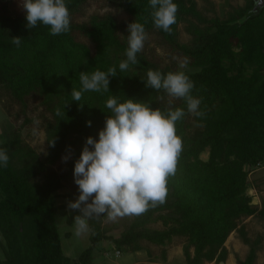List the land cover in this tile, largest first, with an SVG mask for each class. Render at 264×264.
Segmentation results:
<instances>
[{
    "label": "trees",
    "instance_id": "obj_1",
    "mask_svg": "<svg viewBox=\"0 0 264 264\" xmlns=\"http://www.w3.org/2000/svg\"><path fill=\"white\" fill-rule=\"evenodd\" d=\"M88 1L65 0L70 31L53 36L42 23L27 29L20 0H0V92L18 107L15 121L24 116L0 144L9 156L7 167L0 166V264H70L55 221L61 209L58 191L73 178L86 138L98 140L111 115L105 107L110 96L119 102H148L154 109L168 107L170 98L163 90L145 87L149 69L185 72L194 83L191 94L201 100L202 115L188 113L184 100H172V107L183 108L186 115L176 124L183 149L176 174L168 178L165 202L133 215L117 238L104 226L106 217L90 220L89 246L74 264H92L103 242L119 253H136L143 250L141 242L164 247L174 237L184 239L185 264H225L224 244L233 232L249 246L236 264H255L259 241L251 243L239 223L264 219V202L257 208L247 194L250 171L264 165V0H245L225 19L206 18L194 0H173L179 7L171 34L154 26L150 0H102L127 21L111 14L86 18ZM134 21L144 25L147 39L137 53L139 63L121 71L128 24ZM181 23L191 36L188 44L178 40ZM13 37L23 38L19 46ZM112 66L117 76L109 78V92L89 91L79 102L73 100L72 88L81 87L80 72H107ZM30 105L37 116L27 115ZM57 108L65 115L57 116ZM6 111L11 114L10 106ZM30 125L45 136L42 156L21 135ZM53 139L55 146L49 147ZM69 151L65 170L55 171L53 166ZM72 195L79 192L65 196ZM155 224L161 229L150 227Z\"/></svg>",
    "mask_w": 264,
    "mask_h": 264
},
{
    "label": "clouds",
    "instance_id": "obj_2",
    "mask_svg": "<svg viewBox=\"0 0 264 264\" xmlns=\"http://www.w3.org/2000/svg\"><path fill=\"white\" fill-rule=\"evenodd\" d=\"M20 6L25 12L28 30L42 23L50 27L53 36L70 31L71 17L65 0H20ZM150 6L154 26L171 34L179 6L173 0H150ZM127 31L128 48L126 59L119 63L121 71L139 63L137 53L143 50L147 39L145 27L139 22L129 23ZM22 40V37L11 38L17 46ZM186 63L185 59L180 67L184 68ZM116 76L115 66L109 67L107 72L98 69L91 73L80 72L81 87L72 88L71 96L79 102L85 92H109V78ZM145 87L163 90L170 98L168 107L154 109L148 102L130 98L119 102V98L112 95L105 104L111 115L106 116L98 140L86 138L73 172L79 195L75 201L67 202L69 210L79 213L73 217L76 236L90 231L92 219L106 217L108 221H115L125 216H139L166 200L167 181L176 174L183 149L176 124L186 115L183 108L172 107V100H184L187 112L196 116L202 115L198 110L201 100L191 94L194 83L183 71L164 74L149 69ZM55 114L65 115L59 108ZM34 123L39 124V121ZM87 124L91 126L90 121ZM48 145L54 147L55 139ZM70 157L69 151L62 161L67 162ZM8 161L7 149H0V166L7 167Z\"/></svg>",
    "mask_w": 264,
    "mask_h": 264
},
{
    "label": "rangeland",
    "instance_id": "obj_3",
    "mask_svg": "<svg viewBox=\"0 0 264 264\" xmlns=\"http://www.w3.org/2000/svg\"><path fill=\"white\" fill-rule=\"evenodd\" d=\"M197 4V9L208 19L219 18L225 19L232 10L240 8L244 5L245 0H194ZM92 14L104 15L111 14L117 17L120 21H127V16L124 13H116V10L108 7L102 0H89L85 10V17ZM86 18H79L82 21ZM187 24L181 23L178 26V40L180 43L188 44L191 36L186 32ZM180 69H183L180 67ZM10 106V113L6 111ZM19 109L16 105L11 103L10 97L7 94L0 92V144L5 142L11 137L12 130L21 124L23 115H19L15 121L13 114L18 112ZM38 111L35 110L33 105L29 106L27 115L30 117L37 116ZM34 129L36 130L34 134ZM23 139L34 148L40 155H44L46 150L45 136L43 132L38 131L33 125L24 128L21 132ZM68 155V154H66ZM65 156V155H63ZM62 156V157H63ZM206 153H203L201 159H206ZM61 159L53 166L57 172H63L66 168L67 162ZM250 187L247 194L251 197V204L260 208L261 203L264 202V165L252 169L248 175ZM78 191V186L74 183V177L63 184V188L58 191L61 195L56 201V204L61 209L56 213L55 221L58 228L59 236L61 238L62 250L64 255L70 259V264H74L78 255L89 246V232L81 236L75 235V227L73 217L78 215L77 211H71L67 208L68 201H75L77 196L72 195L66 197L70 193ZM63 196V197H62ZM132 216H125L117 218L115 221L104 222V226L111 230L110 235L117 238L120 233L131 222ZM239 225L244 226L247 233V238L251 241H259L256 246V261L255 264H264V219L257 217H249L243 219ZM153 229H161L159 224L151 225ZM69 234L66 237V234ZM143 250L131 253L127 251L121 252L116 256V250L113 245L103 242L94 252L92 264H185L182 247L184 239L181 237H174L171 242L165 244L164 247L155 246L147 242H141ZM224 247L228 254L225 264H236V259L243 260L248 251L249 246L245 245L238 233L233 232L227 238ZM164 254L165 259L162 255ZM204 264H216L204 263Z\"/></svg>",
    "mask_w": 264,
    "mask_h": 264
},
{
    "label": "built area",
    "instance_id": "obj_4",
    "mask_svg": "<svg viewBox=\"0 0 264 264\" xmlns=\"http://www.w3.org/2000/svg\"><path fill=\"white\" fill-rule=\"evenodd\" d=\"M120 253L116 251V256H118Z\"/></svg>",
    "mask_w": 264,
    "mask_h": 264
},
{
    "label": "water",
    "instance_id": "obj_5",
    "mask_svg": "<svg viewBox=\"0 0 264 264\" xmlns=\"http://www.w3.org/2000/svg\"><path fill=\"white\" fill-rule=\"evenodd\" d=\"M259 2H262L263 0H258Z\"/></svg>",
    "mask_w": 264,
    "mask_h": 264
}]
</instances>
